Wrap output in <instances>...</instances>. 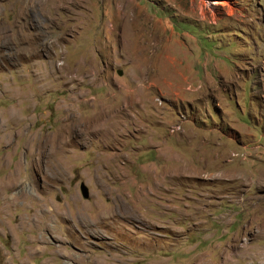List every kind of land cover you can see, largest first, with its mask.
<instances>
[{
  "label": "rangeland",
  "instance_id": "rangeland-1",
  "mask_svg": "<svg viewBox=\"0 0 264 264\" xmlns=\"http://www.w3.org/2000/svg\"><path fill=\"white\" fill-rule=\"evenodd\" d=\"M12 172L0 264H264V0H0Z\"/></svg>",
  "mask_w": 264,
  "mask_h": 264
},
{
  "label": "bare ground",
  "instance_id": "bare-ground-1",
  "mask_svg": "<svg viewBox=\"0 0 264 264\" xmlns=\"http://www.w3.org/2000/svg\"><path fill=\"white\" fill-rule=\"evenodd\" d=\"M17 176H18V173H17ZM8 179V178H7ZM15 176H13V172L10 174V179H8V181L7 182H1L0 183V188L2 187V185L3 186H5L6 184H8L9 182H11V184L15 181ZM1 193V192H0ZM5 198V197H4ZM6 199V198H5ZM6 203H7V201L6 200H4L3 201V204H2V206H3V208L5 207V205H6ZM10 205V204H9ZM83 209V208H82ZM83 212L81 211V209H80V211H78V215H79V218L81 219V220H84V218H83V214H82ZM4 217V216H3ZM89 220V219H88ZM79 221V220H78ZM84 221H86V220H84ZM3 222V221H2ZM81 222V221H80ZM90 222V221H89ZM81 223H83V222H81ZM85 225V224H84ZM255 252V251H254ZM255 254V253H254ZM260 256V255H259ZM257 257H258V255H257ZM263 256H261V258H262Z\"/></svg>",
  "mask_w": 264,
  "mask_h": 264
},
{
  "label": "water",
  "instance_id": "water-1",
  "mask_svg": "<svg viewBox=\"0 0 264 264\" xmlns=\"http://www.w3.org/2000/svg\"><path fill=\"white\" fill-rule=\"evenodd\" d=\"M81 190L84 197H87V189L84 187V185H81Z\"/></svg>",
  "mask_w": 264,
  "mask_h": 264
}]
</instances>
